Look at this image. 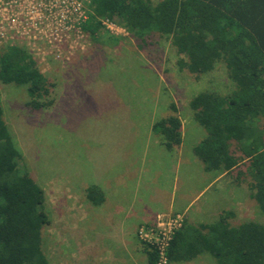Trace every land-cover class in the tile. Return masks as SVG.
<instances>
[{
    "label": "trees",
    "instance_id": "16d2710c",
    "mask_svg": "<svg viewBox=\"0 0 264 264\" xmlns=\"http://www.w3.org/2000/svg\"><path fill=\"white\" fill-rule=\"evenodd\" d=\"M89 6L83 28L95 45H113L119 39L101 23L109 19L134 38L168 40L178 68L195 78L223 66L232 88L226 93L202 90L188 101L205 131L191 151L206 171L235 172L234 183L245 182L264 213V0H91ZM0 82L23 86L31 109H46L54 102V83L23 47L7 46L0 52ZM89 107L94 115L101 110ZM171 109L176 112L173 104ZM181 125L171 113L154 120L149 131L169 151L183 141ZM21 156L0 103V264H48L41 247L42 227L49 222L46 196L28 172L20 171ZM240 165L245 169L232 172ZM86 197L99 205L104 193L90 184ZM234 214L225 209L213 222L196 224L183 216L164 249L166 262L208 254L216 264H264V223L244 219L234 224ZM140 244L147 264H157L158 246Z\"/></svg>",
    "mask_w": 264,
    "mask_h": 264
},
{
    "label": "rangeland",
    "instance_id": "374dc122",
    "mask_svg": "<svg viewBox=\"0 0 264 264\" xmlns=\"http://www.w3.org/2000/svg\"><path fill=\"white\" fill-rule=\"evenodd\" d=\"M116 35L119 39L113 45H95L90 36L83 49L68 51L62 47L60 53L53 45L36 42L31 55L40 71L54 83L51 94L54 102L49 108H29L23 86L0 82L3 118L22 155L18 167L28 172L45 192L49 222L42 227L41 247L48 264H108L106 251L120 244L118 238L123 234V230L118 233L121 215L110 211L99 214L104 205L91 206L85 196L86 186L106 181L101 170L105 164L114 163L103 171L110 176L108 185L130 190L133 185L125 175L138 170L130 177L135 190L129 196L144 195L143 185L149 180L157 183L160 172L159 161L155 168L150 164V148L163 147L159 136L149 131L152 122L177 114L181 134L192 142L200 126L189 108L191 96L202 90L226 93L232 88L220 64L197 78L179 69L174 48L164 38L152 36L140 40L121 28ZM92 104L100 107L98 115L90 110ZM204 134V129H200L196 142ZM146 144L150 151L139 171L141 164L136 169L133 164L142 157ZM174 150H167L171 157L179 153ZM161 154L164 162L171 159L167 153ZM175 167L178 179L175 184L171 180L174 190L183 185L185 163L177 160ZM238 169L245 166H237L232 172ZM168 172L170 168L162 170L165 180L169 179ZM234 174H225V179L219 181L220 186L223 180L226 184L227 209L235 212L230 222L255 219L264 223V213L248 195L247 184H235ZM121 179L123 183H119ZM215 186L217 183L203 193L200 201L208 198L206 195ZM177 214L185 216L182 211L157 213L153 219L137 225L138 242L139 229L155 226L158 216ZM207 260L199 256L194 261L168 264H207Z\"/></svg>",
    "mask_w": 264,
    "mask_h": 264
},
{
    "label": "crops",
    "instance_id": "0c3cea01",
    "mask_svg": "<svg viewBox=\"0 0 264 264\" xmlns=\"http://www.w3.org/2000/svg\"><path fill=\"white\" fill-rule=\"evenodd\" d=\"M196 129V136L192 142L186 141L184 139L185 136L182 134V137L184 136L182 139L184 140L179 147L175 148V150L179 151V153L174 154L176 155L175 157H171L170 153L159 145H154L150 148L151 152L149 153V145H145L146 147L143 148L144 152L141 154L142 157L137 160V163L133 164L135 169L139 164H141L140 169L138 168L139 171L143 169L147 159L146 157L149 153L152 156V159H149L151 166L154 168L157 167L156 162L159 161L158 165L160 172L158 174L157 183H153L149 180L143 185L144 195L137 193L129 196V194L133 192L132 189L134 188L135 190L134 181L131 180L132 175L137 173L138 170H135L132 175H129L131 172L125 175L128 178L127 182L133 185H130V190H126L125 187L118 189L113 185H108L110 176L106 175L103 171L110 168L111 164L113 166L116 165L114 163L105 164L104 168L101 170V173L107 177L106 181L102 183L99 181L90 183L96 185L101 183L100 186H98L104 193V199L99 204L104 205V207H102L101 211H98V213L103 214L106 211L107 213L110 211L111 213H119L118 215H121L118 231V233H120V231L123 230L122 236L118 238L121 245L117 243L111 250L109 249L106 251L105 254H107L106 259L108 264H147L142 245L135 236V230L137 225L153 219L157 213L182 211L184 212L186 221L196 224L200 222H213L223 210L227 209L226 184L223 180V184L220 186L219 182L221 178L225 179V172L204 170L200 161L191 151L200 134L199 127ZM146 133L148 134V132ZM185 145L187 148L184 147ZM161 152L167 153L171 159L168 162H164ZM177 160L179 163H182V161L185 163V167L182 168L184 181L183 185H180L178 189L176 188V190H174L173 188L171 189V180L175 184L178 179V168L175 167ZM167 168H170V172H168L169 179L167 178V180H165L162 170ZM104 183H106V185ZM119 183H123V180L121 179ZM216 183L217 186L214 187V191L206 195L208 198L200 201L203 195ZM92 205L94 204L91 203V206ZM200 256L208 258L207 264H216L208 254ZM196 258L197 257H194L190 260L194 261ZM194 264L196 263L194 262Z\"/></svg>",
    "mask_w": 264,
    "mask_h": 264
},
{
    "label": "built area",
    "instance_id": "2783aa9c",
    "mask_svg": "<svg viewBox=\"0 0 264 264\" xmlns=\"http://www.w3.org/2000/svg\"><path fill=\"white\" fill-rule=\"evenodd\" d=\"M91 0H0V44L20 46L30 54L37 41H43L60 50L83 49L90 35L83 28L90 13ZM104 28L115 34L124 27L109 19L101 20ZM48 48V47H47ZM31 50V51H30ZM64 51V50H63ZM51 53V52H50ZM182 216H158L156 224L141 229L142 241L160 240L157 264H166L164 249L174 229L180 226ZM144 230V231H142Z\"/></svg>",
    "mask_w": 264,
    "mask_h": 264
},
{
    "label": "bare ground",
    "instance_id": "6f19581e",
    "mask_svg": "<svg viewBox=\"0 0 264 264\" xmlns=\"http://www.w3.org/2000/svg\"><path fill=\"white\" fill-rule=\"evenodd\" d=\"M204 167V166H203ZM183 219V218H182ZM182 223V222H181ZM154 225V224H153ZM142 229V228H141ZM141 229H139V231H138V236L140 235V231H141ZM142 231H144V230H142ZM137 233V232H136ZM139 239L142 241V239L140 238V236H139ZM151 243H154L155 245H158V244H160V243H162V241H160V240H156V239H154V240H152L151 241ZM158 258H160V255H159V257ZM166 264H168V261L166 262Z\"/></svg>",
    "mask_w": 264,
    "mask_h": 264
}]
</instances>
